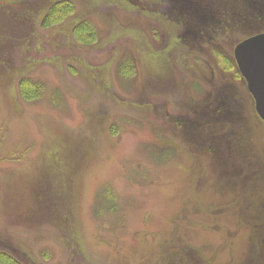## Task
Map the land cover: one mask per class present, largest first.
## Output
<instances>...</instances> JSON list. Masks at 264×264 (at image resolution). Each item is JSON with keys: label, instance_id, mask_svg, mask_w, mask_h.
I'll list each match as a JSON object with an SVG mask.
<instances>
[{"label": "rangeland", "instance_id": "obj_1", "mask_svg": "<svg viewBox=\"0 0 264 264\" xmlns=\"http://www.w3.org/2000/svg\"><path fill=\"white\" fill-rule=\"evenodd\" d=\"M54 1L27 3L40 14ZM71 1L45 29L0 4V253L22 264H264V122L229 64L264 17L224 45L187 23L202 37L199 64L159 77L145 49L175 46L170 12L166 24L137 0ZM83 21L95 40L74 35ZM24 77L40 92L27 84L23 96Z\"/></svg>", "mask_w": 264, "mask_h": 264}, {"label": "trees", "instance_id": "obj_2", "mask_svg": "<svg viewBox=\"0 0 264 264\" xmlns=\"http://www.w3.org/2000/svg\"><path fill=\"white\" fill-rule=\"evenodd\" d=\"M2 0L0 4L6 3V13L5 16L14 17L16 19L24 20L26 23H33L40 22L41 28H48L50 24H54L56 21L57 23L64 20L67 14L72 12L73 6L71 0H57L56 2H52L51 6L49 7L48 11H44L40 14H36L35 12H32V7H30L27 3V0ZM98 2L99 0H94ZM139 4H141L144 10H148V12L153 13L152 15H148L147 12H144L142 9V15L148 18L153 19L152 17H155V20H159L160 22L169 24V19L166 17V12H170L171 19H177L176 25L178 28L182 30V34H184V38L182 41H184V44H182L181 39L178 40V35L173 36L172 43L175 42V46H172L171 49L164 48L163 52H160L156 57L159 58V61L161 62L159 65L155 64L153 62V59L148 58L151 61L152 66H155L156 68H159L158 71H160L159 77L164 75V69L163 67L166 66V70L168 73L174 76L172 70L174 66L184 65L185 62L189 59V57L196 56L197 54L193 51L195 49H199L203 46V43L201 42V39H198L197 37H194L191 35V32H194L193 29H205L208 28V30L215 33L214 35H210L209 37L203 36V39L207 38V42H210L214 38H219L220 44H225V41L227 38H230L229 32L232 30L233 34L238 35L240 30L244 28V25H247V28L251 25V22L255 20L257 15L259 14L261 17H264V0H230V2H227V6L225 9L224 7L219 6V0H137ZM126 2L127 5L130 6V9L127 10H133L131 6H133L129 1H123ZM175 2H178L177 4ZM195 3V6H191V4ZM181 3L182 5L179 6L178 4ZM12 5H19L21 6L20 9L12 10L10 6ZM197 5V6H196ZM1 7H4L0 5ZM174 7V8H173ZM180 7H185L184 9H181ZM210 7H213V13L214 14H206L208 9ZM195 8V9H194ZM197 8V9H196ZM136 10V9H135ZM134 10V11H135ZM179 10V11H178ZM180 11H184V13H180ZM219 11V12H218ZM234 11L240 13L238 14V18H235ZM220 12H226V15L223 16L222 14L218 16ZM233 13V15H230L229 13ZM36 15V16H35ZM259 16V17H260ZM218 17L219 19H216ZM254 20H252V19ZM224 19V21H223ZM56 20V21H55ZM260 19H258L259 21ZM223 21V22H222ZM53 22V23H51ZM80 22L78 23L73 31L74 35L79 38V40H83L84 36H87V39H94L95 40V32L92 29L93 27L87 23V22ZM193 23V29L190 28V26L187 23ZM56 23V24H57ZM202 23H205L206 25H201ZM262 25V23H261ZM252 26H255L252 24ZM187 28L184 30V28ZM219 27V28H218ZM264 27V26H263ZM264 30V28L262 29ZM262 30H258V33H261ZM217 32V33H216ZM264 32V31H263ZM190 34V35H186ZM248 34V33H246ZM235 35V36H236ZM249 35V34H248ZM252 35H254L252 33ZM250 36H246L251 37ZM85 40V39H84ZM214 40V39H213ZM153 52L152 49H148L147 52L145 50V54L152 55L149 52ZM6 52V51H5ZM194 52V53H193ZM9 53V52H7ZM3 55V54H2ZM174 55V57H172ZM3 59V58H2ZM127 63L130 62L129 59L126 61ZM163 64V66H162ZM128 68L127 66H123L121 68V73L126 76L129 74H126ZM126 74V75H125ZM173 76H169V80L173 82ZM27 84H31L30 87H34L40 92V87L33 83L28 78H21L19 80V83L17 84L18 87H20V90L22 93H24L23 96L25 97H33V95H28L27 93ZM37 94H35V97ZM193 133V131H192ZM193 135V134H192ZM49 199V198H48ZM51 202H53L51 200ZM194 264H201L198 259H194ZM0 264H22L18 260H16L14 257H12L8 253H0Z\"/></svg>", "mask_w": 264, "mask_h": 264}, {"label": "water", "instance_id": "obj_3", "mask_svg": "<svg viewBox=\"0 0 264 264\" xmlns=\"http://www.w3.org/2000/svg\"><path fill=\"white\" fill-rule=\"evenodd\" d=\"M234 57L254 100L256 114L264 121V33L239 43Z\"/></svg>", "mask_w": 264, "mask_h": 264}, {"label": "flooded vegetation", "instance_id": "obj_4", "mask_svg": "<svg viewBox=\"0 0 264 264\" xmlns=\"http://www.w3.org/2000/svg\"><path fill=\"white\" fill-rule=\"evenodd\" d=\"M216 33H217V32H216ZM262 33H264V32H261V33H258V34H262ZM185 34H186V35H190V34H187V33H185ZM258 34H256V35H258ZM184 36H185L184 34H179V35H178V38L181 39L182 37L184 38ZM253 36H255V35H253ZM253 36H252V37H253ZM145 50H146V52H147V49H145ZM234 50H235V49H234ZM148 52H149V51H148ZM149 53H151L152 55H147V57L153 59V62H154L155 64H158V65H159L161 62L156 61V60H159V58L156 57L158 54L153 53V52H149ZM145 55H146V54H145ZM196 57H199V56H196ZM196 57H195V56H192V57H191V61H192L191 64H192V65H193V64L195 65V62L199 64V62H198L197 60H194V59H193V58H196ZM233 57H234V54H233ZM227 58H228V57L225 56V59H227ZM189 60H190V59H189ZM193 61H194V62H193ZM28 62L30 63L31 61H28ZM33 63H39V61H36V60H35V61H33ZM235 63H236V61H235V57H234V62H233V61H230L229 64L235 67ZM192 65H191V66H192ZM236 65H237V63H236ZM237 68H238V66H237ZM219 89H220V88H219ZM186 110L189 111L190 109H189V110L186 109ZM214 111L217 113V114H216V113L214 112V115H219V103H218V105L215 107ZM195 112H196V110H195ZM199 113H200V112H199ZM178 116H179V117H178ZM178 116L175 117L176 122L180 125V127H178V129H179V130H182V129H183V131H187V128H189V129H190V130H189L190 133L193 134V133L191 132V131H192V130H191L192 126H190V125H193V126H194L195 123H194L192 120H190V123H187V119H186V118H185V120H183V119H182V116H180V115H178ZM188 124H190V125L188 126Z\"/></svg>", "mask_w": 264, "mask_h": 264}]
</instances>
